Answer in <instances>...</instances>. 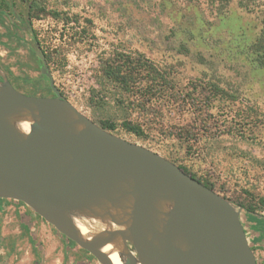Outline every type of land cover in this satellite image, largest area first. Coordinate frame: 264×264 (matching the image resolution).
Segmentation results:
<instances>
[{
	"label": "rangeland",
	"instance_id": "374dc122",
	"mask_svg": "<svg viewBox=\"0 0 264 264\" xmlns=\"http://www.w3.org/2000/svg\"><path fill=\"white\" fill-rule=\"evenodd\" d=\"M41 1L59 12L32 22L65 98L101 126L113 122L112 132L153 149L236 205H253L264 215L259 204L264 197V69L254 66L248 51L260 28L255 13L235 1L223 15L214 4L194 0ZM15 8L23 13L25 4L16 0ZM6 26L9 20L0 17L2 41L9 37ZM10 46L1 62L20 90L53 95L38 59L13 42ZM118 52L143 53L166 71V80L151 86L136 78L122 92L101 74L104 60ZM125 120L143 134L128 131ZM21 206L0 202V244L6 245L0 248V264H100L78 245L68 247L51 224ZM243 217L246 223V213ZM256 255L264 264L260 249Z\"/></svg>",
	"mask_w": 264,
	"mask_h": 264
},
{
	"label": "water",
	"instance_id": "95a60500",
	"mask_svg": "<svg viewBox=\"0 0 264 264\" xmlns=\"http://www.w3.org/2000/svg\"><path fill=\"white\" fill-rule=\"evenodd\" d=\"M38 55L53 96L20 91L0 67V199L24 203L100 264H260L243 215L263 214L102 127Z\"/></svg>",
	"mask_w": 264,
	"mask_h": 264
},
{
	"label": "trees",
	"instance_id": "16d2710c",
	"mask_svg": "<svg viewBox=\"0 0 264 264\" xmlns=\"http://www.w3.org/2000/svg\"><path fill=\"white\" fill-rule=\"evenodd\" d=\"M168 1L169 0H165ZM191 1V0H190ZM195 2H206L210 3L212 6H216L218 13L221 15L225 14V9L227 4L232 1L237 2V4L242 8L249 12L255 13L260 22V28L258 33L251 39L248 45L249 55L252 58V62L254 66L259 69H264V0H194ZM23 2H27L29 5V20H23L22 18L15 17L14 25L17 30L28 29L30 34L31 42H36L38 45H41L40 40L38 39V33L36 29L33 27V18H38L42 14L52 13L54 15H58V11L50 10L47 8L45 4L42 3L41 0H23ZM175 3L176 0H173ZM13 7L7 5L5 0H0V14H7L12 16ZM14 14V13H13ZM123 51V50H122ZM44 57L47 61L52 59L51 54L47 53L45 50L42 51ZM101 74L102 78L108 82L113 84L117 89L124 91H129L133 86L136 78H142L147 80L151 85L157 84L160 81H165L167 73L159 69L149 58H147L143 53H129V52H118L113 56L108 57L104 60L101 66ZM45 95V94H44ZM123 126L128 130L137 135H142V129L131 121L125 120L123 121ZM102 127L108 130H114L115 124L109 121H103ZM183 167V166H181ZM186 172L188 170L183 167ZM194 176V175H193ZM200 180V179H199ZM201 181V180H200ZM203 182V181H201ZM205 185L209 186L208 183L203 182ZM212 188V186H209ZM6 199H0V202H4ZM17 202V201H16ZM21 204L22 209L27 212L26 206L22 202H17ZM259 204L264 207V197L259 199ZM250 212H257V208L253 205L247 207ZM259 213V212H257ZM246 228L253 227L254 230L259 233V240L264 237V220L258 219L253 214L246 215ZM25 229L30 232L31 227L28 225H24ZM64 238L68 241L69 245H76L73 241L69 240L64 236ZM33 242H35L32 239ZM253 249L256 251L257 247L252 243ZM87 252V251H86ZM88 253V252H87ZM92 258L93 256L89 254ZM38 264V262L36 263Z\"/></svg>",
	"mask_w": 264,
	"mask_h": 264
},
{
	"label": "flooded vegetation",
	"instance_id": "af4514ba",
	"mask_svg": "<svg viewBox=\"0 0 264 264\" xmlns=\"http://www.w3.org/2000/svg\"><path fill=\"white\" fill-rule=\"evenodd\" d=\"M11 1H12V3H9ZM19 1H21L22 3L25 4V10H24L23 13L16 12V8H15L16 0H10L9 2L6 1V3L10 7L11 6L13 7V11L12 12L14 14L12 13V16L11 15H7V14H0V17H2L3 19L7 18L9 20V27L6 26L7 27L6 28V30H7L6 36H8V34H9V37L7 38V41H2L0 39V67L5 72V74L8 76L9 80L11 81V83L17 89L20 90L19 86H17V84H16L15 76L14 75L12 76V73H10V71L8 69H6L5 66L3 65V63L1 62L4 54H8V53L12 52V50H13V47L10 46V43L12 44V42H13L14 44H16V48H20V49L23 48V49H27L28 51H30L33 54V56H35V58L38 59V61L40 63L39 64L40 71H41V66H42V60L40 59L38 54L39 53L43 54L42 53L43 49H41V46L38 45L36 42H31L30 34L28 32V29L24 28L22 30L21 29L17 30L15 28V25H14V21H15L14 18L15 17H18L20 19L22 18L23 20H29V7H28L29 4L27 2H23V0H19ZM1 36H3V34H0V37ZM2 47H3V50H1ZM41 74L43 76H46L45 74L42 73V71H41ZM1 79L2 78L0 76V80ZM20 91H22V90H20ZM24 93H26V92H24ZM26 94H29V95H41V94L34 93V92H29V93H26ZM53 95H46L45 94V95H41V96H53ZM249 230H251V231H249V235H253L252 232L254 231V228L253 227H249Z\"/></svg>",
	"mask_w": 264,
	"mask_h": 264
},
{
	"label": "crops",
	"instance_id": "0c3cea01",
	"mask_svg": "<svg viewBox=\"0 0 264 264\" xmlns=\"http://www.w3.org/2000/svg\"><path fill=\"white\" fill-rule=\"evenodd\" d=\"M251 231V230H250ZM249 232V229H248ZM253 235H250L252 243L257 247V249H260L262 251V261L264 263V237L259 240V233H257L255 230L252 232ZM1 243V241H0ZM68 247H72V245H69V243L67 244ZM1 247H6V245H4V243L0 244V248Z\"/></svg>",
	"mask_w": 264,
	"mask_h": 264
},
{
	"label": "bare ground",
	"instance_id": "6f19581e",
	"mask_svg": "<svg viewBox=\"0 0 264 264\" xmlns=\"http://www.w3.org/2000/svg\"><path fill=\"white\" fill-rule=\"evenodd\" d=\"M79 225L81 226V228L83 229L84 232H88L87 227H85L84 225H82L81 223H79ZM113 260L117 263L118 262V257L117 255L113 256Z\"/></svg>",
	"mask_w": 264,
	"mask_h": 264
}]
</instances>
